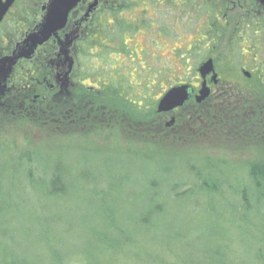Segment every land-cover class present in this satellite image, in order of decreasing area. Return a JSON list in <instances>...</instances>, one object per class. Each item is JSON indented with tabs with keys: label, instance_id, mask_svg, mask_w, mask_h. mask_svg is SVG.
Here are the masks:
<instances>
[{
	"label": "rangeland",
	"instance_id": "374dc122",
	"mask_svg": "<svg viewBox=\"0 0 264 264\" xmlns=\"http://www.w3.org/2000/svg\"><path fill=\"white\" fill-rule=\"evenodd\" d=\"M147 2H135L139 8L133 10L131 18L147 16L152 25L148 22V28L142 27L134 40H127L130 53H113L109 60L117 72L128 76L134 87L132 93L142 94L141 105L127 109L109 98L108 93H96L80 101L79 106L67 104L76 108V121L67 122L70 115L63 123L54 116L46 120L45 113L52 109L41 108L40 103L20 111L16 117L0 120V201L10 206L4 227L15 235L17 244L10 243L12 246L27 249L24 243L30 242L45 264H56L55 252L62 259L75 255L60 264H76L82 253L85 257L92 254L88 264H156L171 258L166 251L157 258H136L120 250L92 251L104 228L101 218L113 216L118 210L128 218L150 212L151 182L162 185V207L168 215L185 219L193 229L231 232L232 216L225 211L230 213L240 205V199L234 196L241 190L240 177L247 176L249 163L264 161V92L257 98L254 90L248 89L252 95L246 97V88L222 84L207 104L208 112L195 113L198 119L207 117L210 121L227 117L230 126L202 129L199 119L196 122L200 129L195 135L162 133V117L156 113L162 94L193 75V69L209 52L196 51L195 41L206 34L201 30L206 29L204 22H194L187 13ZM163 25L167 27L164 35ZM220 49L233 57L234 66L244 61L237 44L220 42ZM224 61L219 64H226ZM189 116L183 121H188ZM248 120L249 128L244 129ZM27 150L31 152V165L17 159L19 156L13 157ZM57 153L70 164L67 172L77 178L64 201L49 195L53 175L49 170L55 165L50 159H57ZM198 163L216 167L214 182H220L216 189L221 195H207L195 188V194L177 199L172 188L182 183L193 186L190 167H200ZM31 166L35 175L32 180L27 178ZM139 232V241L156 237H150L145 230ZM50 240L53 247L60 245L61 252L53 251ZM213 241L224 242L216 235ZM236 254H227L226 260L239 258L240 252Z\"/></svg>",
	"mask_w": 264,
	"mask_h": 264
},
{
	"label": "trees",
	"instance_id": "16d2710c",
	"mask_svg": "<svg viewBox=\"0 0 264 264\" xmlns=\"http://www.w3.org/2000/svg\"><path fill=\"white\" fill-rule=\"evenodd\" d=\"M139 1L144 0H104L100 8L93 13L91 20L85 23V30L80 29L84 26L80 20L70 18L71 28L75 23L80 27L69 30L73 36L70 49L73 68L69 74L70 80L72 78L70 91L72 104L77 105L80 101H87L88 98L95 97L97 88H101L102 93H108L109 98H114L113 100L127 109H136L142 101L144 102L142 94L132 93L134 87L128 81V76L117 72L112 62L109 61L113 53H130L131 46L128 45L127 40H134L142 27L148 28L149 25H152L147 16L141 19L131 18L133 10L139 8V6H135V2ZM157 1L148 0L147 3H154L156 7L173 9L180 14L187 13L194 22H204L205 28L209 25L220 32H223L222 27L227 25L230 27L231 34L233 32L231 28H234L240 20V15L238 12L234 13L235 10H230V13L226 11L224 4L228 3L227 0H160L161 4ZM162 33L163 35L167 33L165 25L162 27ZM52 50L55 66L65 74L68 71V66L67 63H62V56L58 55L56 43L51 42L44 48V53L37 58V64H46L45 60ZM133 52L132 49L131 55ZM180 54V52L177 53L178 56ZM112 71L115 76L111 75ZM87 82L91 85L87 86ZM49 97L54 99L52 105L43 104V106L40 104L41 108L50 107L52 109L51 112L45 113L46 120H50L54 116V119L57 117L56 119L63 123L68 115L71 117L69 122L77 120V116L74 115L76 108L67 107L69 101L63 96V89H56L54 94ZM38 153L40 151L32 154L37 155ZM58 153L57 159H50V162L55 165L51 171L49 170L50 174H53L49 195L59 201H64L63 197H67L66 195L73 186V179L77 178L67 172L68 169L70 170V164L67 165L64 160L58 157ZM30 155V150H27L18 152L13 157L19 156L17 159L22 162L27 161L26 164L31 165ZM140 157L145 160L148 158ZM202 165V163H198L200 167H190V171L194 175L193 186L185 183L174 185L172 191L177 199L195 194V188L200 193L207 195L221 193L216 189L220 188V182L217 180L214 182L216 167L208 164H204V167ZM31 169L32 166L29 167L27 173V178L30 180L35 176ZM246 175L240 177L243 180L240 185L241 190L234 195L240 199V205L230 213L225 211L226 215L231 214L232 216L229 221V226L233 228L231 232L197 230L193 229L191 224L186 223L185 219L172 215L171 217L162 207V185L151 182L150 189L153 195L150 199V203H152L149 205L150 212L142 217L128 218L118 210L114 214L112 213L113 216L101 218L100 224L104 225V230L99 232L101 235L95 242L92 251L109 253L112 250H120L136 258L144 256L157 258L162 256L163 251L171 254V258L163 262L161 260L156 264H264V161L249 163ZM213 183L216 185L213 186ZM252 194L254 196H251ZM9 208V205L0 201V264H45L39 254L33 250L30 242L24 243L27 249H18V245H11L17 243L15 235L4 227ZM141 230H145L150 237L154 235L156 237L151 241H139L136 237ZM215 235L224 242L222 244H219V241L214 242L213 236ZM247 241H250L252 246H248L250 244ZM50 244L53 251L61 252L58 247L60 245L53 247L52 240H50ZM232 252L235 254L240 252L239 258H230L227 261L226 255ZM55 255L57 256L56 264L64 263L66 259L70 260L69 258L75 256L62 259L58 253L55 252ZM89 255L92 257L91 253ZM90 256L85 257L82 253V258L75 262H77L76 264H88L93 259Z\"/></svg>",
	"mask_w": 264,
	"mask_h": 264
},
{
	"label": "flooded vegetation",
	"instance_id": "af4514ba",
	"mask_svg": "<svg viewBox=\"0 0 264 264\" xmlns=\"http://www.w3.org/2000/svg\"><path fill=\"white\" fill-rule=\"evenodd\" d=\"M50 1L0 0V120L16 117L20 111L30 110L33 105L38 103L52 105L54 99L49 95H53L56 89H63V96L69 102L71 101L72 78L70 80L71 76L66 77L60 72V68L55 66L53 50L45 60L46 64H37L38 56L44 53V48L51 42L57 44L58 55H60L58 39H51L47 44L39 47L29 58H18L28 52V45L24 42L30 34L38 31L46 16ZM103 1L99 0V5L93 13L100 8ZM227 1L228 3L224 4L226 11L230 13V10H235L234 13H239L240 20L234 28H231L233 31L231 34L230 27L227 25L222 27L223 32L211 27L201 29L202 31L206 30V34L200 35L195 41L197 43L196 51L209 53L205 54V58L193 69V75L186 76L184 74L186 76L184 81L173 84L167 90L168 92L177 86H188L191 91V98L183 107L159 114L162 117V133L164 134L173 135L181 132L185 135H195L200 129L197 123L199 119L203 123L202 129L230 126L231 121L227 117L210 121L207 117L198 119V115L195 113L198 110L208 112L207 104L212 99L215 89L222 84H230L232 87L246 88V90L253 89L257 98L261 97L260 92H264V0ZM93 2L94 0H86L72 13L70 18L80 20L84 25L80 28L75 23L72 26L73 29L80 28L83 30L85 23L91 20L93 13L88 19L83 20V18L89 4ZM72 28L69 21L68 27L59 34V38L63 40L67 34H70L69 30ZM220 42H226L228 46L237 44L241 47L244 61L240 65L234 66L231 61L233 57L226 55L223 52L224 49H220ZM211 44H213L212 47ZM70 49L71 47L68 51L69 58H71ZM189 51L190 49L187 52ZM245 52L248 53L247 56ZM223 59L226 64L220 65L219 62ZM208 60L213 61L214 72L202 77L200 67ZM61 61L63 64L64 62L68 63L65 56H62ZM67 66H70V62ZM214 75L216 76L215 80ZM204 83L210 89V96L202 103H198L197 97ZM167 92L162 94V97ZM101 93L102 89L97 88V94ZM249 94L252 95V92H247L245 96L249 97ZM188 109H191V112L182 114ZM5 111L8 113H4ZM187 115H190L188 121H183ZM249 124L248 120L243 128H249L246 127Z\"/></svg>",
	"mask_w": 264,
	"mask_h": 264
},
{
	"label": "water",
	"instance_id": "95a60500",
	"mask_svg": "<svg viewBox=\"0 0 264 264\" xmlns=\"http://www.w3.org/2000/svg\"><path fill=\"white\" fill-rule=\"evenodd\" d=\"M86 0H51L46 16L40 25L38 31L30 34L25 40V44L28 45V52L22 54L18 58H29L34 52L41 46L47 44L51 39H58L60 45V55L65 56L70 62L68 71L65 76L68 77L69 73L73 68V60L69 58L68 51L73 43L72 34H67L66 37L61 40L59 34L66 30L68 27L70 16L80 4L85 3ZM99 0H94L93 3L89 4L87 12L83 18L86 20L90 17L93 11L98 7ZM214 72V64L212 60H208L200 67V73L202 77H205ZM216 76L214 75V80ZM210 96V89L204 83L200 90L197 102L202 103ZM191 98V91L188 86H177L170 89L158 102L157 113H167L177 108L183 107L186 102Z\"/></svg>",
	"mask_w": 264,
	"mask_h": 264
}]
</instances>
